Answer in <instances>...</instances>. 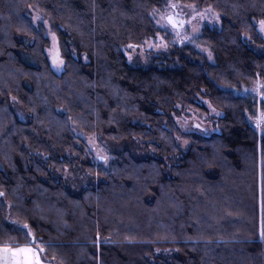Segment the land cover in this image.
Listing matches in <instances>:
<instances>
[{
    "label": "trees",
    "instance_id": "obj_1",
    "mask_svg": "<svg viewBox=\"0 0 264 264\" xmlns=\"http://www.w3.org/2000/svg\"><path fill=\"white\" fill-rule=\"evenodd\" d=\"M166 1L0 0V244L25 245L28 223L48 264H264V136L244 94L264 81V0H179L221 16L199 36L212 62L175 46L129 64ZM30 11L56 35L59 75ZM198 98L219 132L177 126L207 113ZM78 134L105 143L107 165Z\"/></svg>",
    "mask_w": 264,
    "mask_h": 264
},
{
    "label": "snow or ice",
    "instance_id": "obj_2",
    "mask_svg": "<svg viewBox=\"0 0 264 264\" xmlns=\"http://www.w3.org/2000/svg\"><path fill=\"white\" fill-rule=\"evenodd\" d=\"M29 9L32 8V5H28ZM187 8L190 10L192 15L186 18V14L184 13V9ZM149 18L154 22V26L157 29L156 34L151 37L150 40H146L144 43L147 44L149 49L156 50H167L169 48V41L165 39L164 36L160 35V31L162 30L166 34H172L176 37V39L172 40V44L179 43L181 45L185 43H195V40L198 38V34L201 31V28L205 22L219 23L220 15L218 13H214L211 7L206 8L204 11H198L197 5L194 3L182 4L179 0H167L164 5V10L161 11L159 7H153L149 12ZM41 19L40 16L34 15L32 17L33 23H36ZM195 21V23H193ZM45 26H48V22L44 21ZM259 31L264 33V18H261L258 21ZM186 26H191L192 35H185L184 32L186 30ZM49 34L52 39V46L48 49L49 57L51 58L52 66L59 70L61 66L64 65L65 61L61 58L58 41L55 33L51 32L49 28ZM247 39H251V37H246ZM199 47V45H196ZM127 50L136 51L140 49L143 51L141 45L129 43L126 46ZM202 51H207V49H202ZM208 58L212 59V53L208 51ZM129 61H131L132 56L128 55ZM237 91V89H233ZM256 93L259 96L258 107L255 113L248 115V120L253 122L255 129L264 136V81L261 80L260 74H257V79L255 81V86L252 89H244V94H248L249 92ZM15 100V97H13ZM203 103L207 104L208 109L211 113L219 116L220 113L217 112L216 108L213 107L211 101H203ZM180 107V105H177ZM72 118L69 117V120ZM198 119V118H197ZM177 123H180L179 119ZM186 123V122H185ZM184 131H189L185 125H181ZM192 127L201 130L207 131V129L201 127V123L197 122L192 125ZM181 137L177 136L176 140H180ZM95 141V137L89 138V144L93 145ZM183 144H187L188 141L184 140ZM97 151V160L103 161L105 164L109 161L110 157L107 154H104L103 149L96 150ZM262 166H264V160H262ZM67 171V169H65ZM4 193L0 192V196H3ZM13 224H18V221H11ZM19 231H21L27 240V243L23 246H19L15 243L14 240L7 241L3 244H0V264H42V256L41 254L45 251V248L39 247L36 245L35 233H33L31 226L28 223H24L20 226ZM28 238H31L30 240ZM99 239V237H97ZM260 239L264 241V227H262L260 231ZM46 247H51V245H47Z\"/></svg>",
    "mask_w": 264,
    "mask_h": 264
},
{
    "label": "rangeland",
    "instance_id": "obj_3",
    "mask_svg": "<svg viewBox=\"0 0 264 264\" xmlns=\"http://www.w3.org/2000/svg\"><path fill=\"white\" fill-rule=\"evenodd\" d=\"M167 2V1H166ZM166 2L164 3V5L166 4ZM197 9L198 11H204L206 8H201L199 6H197ZM164 10V6H162V9L161 11ZM214 13H217L215 11H213ZM184 13L186 14V18L187 17H190L192 15V13L190 12L189 9L185 8L184 9ZM30 18L32 20V17L34 15H38L40 16L39 14H37V12L35 11H30ZM41 17V16H40ZM220 19H221V16H220ZM44 19L41 17V19L39 21H37L36 23H33L35 26H42L43 29H44V35L45 37L48 39V47L46 48L45 52H46V55H47V59L49 61V64L53 70V72L57 75L61 74L62 71H63V66H61V68L59 70H57L56 68H54L52 66V62H51V58L49 57V52H48V49L51 48L52 46V39H51V35L49 34V28L50 26L48 25L47 27L45 26L44 24ZM33 22V21H32ZM195 23V21L193 22ZM208 26L209 28L211 29H219L220 28V21L219 23H216L215 21L213 23H207L205 22L201 28V31L200 33L198 34V38L195 40V43H185L183 45L179 44V43H176V44H172L171 41L176 39V37L172 34H166L165 32H163L162 30L160 31V35L164 36L165 39L167 41H169V48L167 50H156V49H149L147 44H145L144 41L142 44H141V47L143 49V51H141L140 49H137L136 51H131V50H127L126 48H123V51H124V54H125V57H126V60L129 64L131 65H147L150 61H152L154 58H156L157 56L159 57L160 55H169L172 51V49H174L175 46H179L180 48H184V47H191L193 50L197 51L200 53L201 56H204L208 62H212V59L210 60L208 58V51L209 49L205 46H202L200 43H199V36L201 35V32H202V29L204 27ZM255 26H256V30L259 34V36L262 38L263 42H264V33H261L259 31V25H258V22H255ZM51 29V28H50ZM52 32V30H51ZM53 33V32H52ZM185 35H192V31H191V26H186V30L184 32ZM155 35V34H154ZM151 39V38H150ZM148 39V40H150ZM58 41V40H57ZM196 45H199V47H197ZM59 46V44H58ZM202 49H207V51H202ZM128 55H131L132 56V59L131 61H129L128 59ZM254 86H252L251 88L249 89H252ZM239 93V92H237ZM249 93H254V92H249ZM256 95V93L254 94ZM257 96V95H256ZM198 101L203 104L204 106H207V104L203 103V101H205L204 99H199L198 98ZM258 101H259V96H257V106H256V109L258 107H260V105L258 104ZM256 109L254 110V113L256 111ZM249 115V114H248ZM220 116V115H219ZM213 113L210 112V110L208 109L207 113H201L200 111H194V110H191V109H188L186 111H181L180 112V115L178 117L175 118V122L177 124V126L181 129V131L183 132H196V133H199V134H202V135H205V134H213V133H216V132H219V130L217 129V118L219 117ZM198 118V119H197ZM179 119L180 123H177V120ZM186 122V123H185ZM201 123V127L202 128H205L207 129V131H201V130H198L194 127H192V125L194 123ZM248 123L249 125L256 131V133L261 136V133L258 132L255 127H254V124L253 122L249 121L248 120ZM185 125V127H187L189 129V131H184L183 128L181 127V125ZM78 136H80V138L87 144V146L89 147V149L91 150V152L94 154V156H97V151L96 150H99V149H102L101 145L105 144L104 142L102 141H98L96 138H95V141H94V144L93 145H90L89 144V138L90 137H85V136H82L80 134H78ZM184 140L180 139L179 140V143H180V146L183 148L185 147L187 144H183ZM105 154V152H104ZM103 162V161H102ZM103 164H105L103 162ZM107 165V164H106ZM65 176H68L67 172L65 173ZM71 177H74L72 175H70ZM73 180V179H72Z\"/></svg>",
    "mask_w": 264,
    "mask_h": 264
},
{
    "label": "crops",
    "instance_id": "obj_4",
    "mask_svg": "<svg viewBox=\"0 0 264 264\" xmlns=\"http://www.w3.org/2000/svg\"><path fill=\"white\" fill-rule=\"evenodd\" d=\"M22 246H23V245H22ZM42 264H48V263H45V262L42 261Z\"/></svg>",
    "mask_w": 264,
    "mask_h": 264
}]
</instances>
